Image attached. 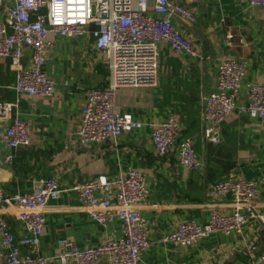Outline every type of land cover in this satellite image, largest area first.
Listing matches in <instances>:
<instances>
[{
  "label": "crops",
  "instance_id": "obj_1",
  "mask_svg": "<svg viewBox=\"0 0 264 264\" xmlns=\"http://www.w3.org/2000/svg\"><path fill=\"white\" fill-rule=\"evenodd\" d=\"M189 9L196 22L173 26L198 51V57L174 54L167 44L157 45L158 75L153 88H121L114 107L143 127L120 135L115 141L82 146L77 132L87 92L105 89L108 71L105 60L94 47L90 25L81 36L52 35L53 46L43 72L54 83L51 97L23 96L17 115L29 127L30 144L9 149L2 141L8 123L0 124V188L5 195L30 194L39 180H55L63 191L50 201L44 212L43 231L35 252L61 264L58 242L66 239L80 250L97 248L109 238L118 239L122 228L115 211L111 222L102 226L89 218L74 186L105 177L115 180L128 170L140 172L148 195L139 208L146 221L149 248L140 264H263L264 225L249 222L241 235L213 234L189 247H181L166 237L181 223L204 225L217 208L222 215L233 212L232 200L219 195L214 186L225 180H245L256 186L253 208L264 213V118L233 113L217 132V144L203 137L204 96L215 91L220 63L234 59L245 63L242 88L235 99L237 109L248 105L247 86L264 84V8L251 7L246 0H169ZM7 5H11L9 1ZM6 17L0 9V22ZM30 65V51L22 52V67ZM16 74L8 60H0V103L14 102ZM174 115L180 125L179 140L188 137L199 160L196 171L185 169L178 148L160 159L152 142L151 124ZM15 206L0 205V219L18 240L25 235ZM256 245L255 254L247 247ZM4 262L0 258V264ZM108 264L107 257L100 259ZM67 264H73L72 262Z\"/></svg>",
  "mask_w": 264,
  "mask_h": 264
},
{
  "label": "built area",
  "instance_id": "obj_2",
  "mask_svg": "<svg viewBox=\"0 0 264 264\" xmlns=\"http://www.w3.org/2000/svg\"><path fill=\"white\" fill-rule=\"evenodd\" d=\"M11 5H7L8 2ZM255 8H264V0H246ZM6 17L0 22V60H8L16 74L14 102L0 103V124L8 123L2 141L9 149L30 144L28 125L17 115L18 102L23 96L51 97L54 83L43 72V66L53 42L52 35L81 36L90 25L95 49L102 54L108 71L105 89L87 92L82 110V120L77 132L79 143L115 141L120 135L140 130L141 122L115 110L117 91L121 88H153L157 85V45L167 44L174 54L198 57V51L173 26V20L184 27L196 22L195 15L184 6L169 0H0V9ZM30 51V65L22 67L23 50ZM245 63L234 59L219 64L215 91L203 97L202 117L206 124L203 137L217 144L218 128L233 113H246L252 119L264 118V84L247 86L248 105L237 109L235 99L242 88ZM152 142L156 155L163 159L173 148H178L179 163L189 171H196L199 160L193 148V140L179 138L180 125L174 115L161 123L151 124ZM219 195L232 200L233 212L222 215L214 208L204 225L195 222L181 223L166 237L181 247H189L213 234L241 235L249 222L264 225V213H256L253 201L256 186L253 182L225 180L214 186ZM79 200L87 209L89 218L102 226L112 219V211L118 218L122 235L107 239L97 248L80 250L66 239L58 242L61 264H101V257L108 264H140L149 248L146 221L139 208L148 195L144 176L136 170H128L115 180L99 177L74 186ZM63 191L55 180H39L30 194L5 195L0 188V205L15 206L17 218L25 235L16 239L7 223L0 219V258L2 264H48L49 259L22 255L21 247L35 252L43 231L44 212L50 201L59 199ZM247 252L255 254L256 245ZM264 264V252L259 256Z\"/></svg>",
  "mask_w": 264,
  "mask_h": 264
},
{
  "label": "trees",
  "instance_id": "obj_3",
  "mask_svg": "<svg viewBox=\"0 0 264 264\" xmlns=\"http://www.w3.org/2000/svg\"><path fill=\"white\" fill-rule=\"evenodd\" d=\"M186 138V137H185Z\"/></svg>",
  "mask_w": 264,
  "mask_h": 264
}]
</instances>
